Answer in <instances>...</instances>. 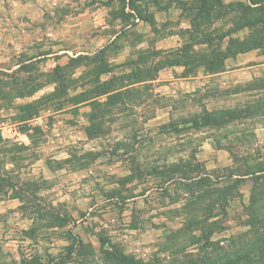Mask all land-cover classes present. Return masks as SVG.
<instances>
[{"label": "rangeland", "instance_id": "374dc122", "mask_svg": "<svg viewBox=\"0 0 264 264\" xmlns=\"http://www.w3.org/2000/svg\"><path fill=\"white\" fill-rule=\"evenodd\" d=\"M196 1L39 0L38 22L0 6V127L22 134L0 130V264H264V76L167 89L192 50L263 36L244 22L264 0ZM255 52L264 40L233 56Z\"/></svg>", "mask_w": 264, "mask_h": 264}, {"label": "crops", "instance_id": "0c3cea01", "mask_svg": "<svg viewBox=\"0 0 264 264\" xmlns=\"http://www.w3.org/2000/svg\"><path fill=\"white\" fill-rule=\"evenodd\" d=\"M0 1H2L1 2L2 4L0 6L3 8L5 7V4L7 2H11L15 4L16 8H18L20 12L27 14V16L30 15L29 17L32 18L30 19L31 22H34V20L38 22L42 19L41 17H42L43 12L40 13L39 12L40 9L37 6V2H39V0H5V1L0 0ZM188 1H191V0H188ZM175 9L176 8H175L174 3H172V5H167V19L170 18V15H171L170 12L175 11ZM96 22L97 21H93V24H96ZM101 22L102 23L101 24L99 23V24L102 28L103 21L101 20ZM187 26H190V24L185 25L184 28H188ZM11 28L14 31H18L17 35H19L20 37L21 35H23L22 32L25 30L24 28H27V27L25 25H21L18 28L14 26H11ZM1 29L3 30L6 28L0 27V30ZM0 39L3 40L1 32H0ZM7 40L8 39H4V41H6L5 44H7L8 42ZM34 42L35 41H33V43ZM104 42H105V36L104 34H100L99 36H95L93 38L91 37L87 41L86 45L87 47H89L90 50H94L97 48L96 46H98L99 50L101 51L105 49ZM19 43L21 42L20 41H17L15 43L13 42V46L18 45ZM161 44H162L161 47L167 49V52L179 50V48H181L182 46L179 34L176 32L168 31V30H167V38ZM21 46L22 44L19 46L20 48H18L19 52H22ZM192 46L196 48L195 50L203 51V52H206L209 49L208 45L205 43H202V44L195 43ZM225 46H226V43H223V45H221V48L224 49ZM125 50L128 51V49H125ZM119 52L122 54V51H119ZM51 54L52 53H49L47 55H51ZM231 65H233L235 68H231ZM187 67H188L187 64H183V63L181 64L179 62L167 64V80H169V84L173 86V87L167 86L168 87L167 89L172 94L178 93L179 89L182 90V88L183 89L185 88V90H188L190 87L195 85V83H201L204 79H209L215 76L216 77H219V76L225 77V75L229 76L237 70L241 71L240 76L241 78H243V80H250L253 77V75L254 76H264V58L263 56H259L256 52L253 54L244 53V54H241V56H237V57L228 56L227 58L224 59L223 66L222 68H219L218 71H212V72L207 71L203 65H199L193 70H188ZM237 67L239 68L237 69ZM23 136L26 137L25 134H23Z\"/></svg>", "mask_w": 264, "mask_h": 264}, {"label": "trees", "instance_id": "16d2710c", "mask_svg": "<svg viewBox=\"0 0 264 264\" xmlns=\"http://www.w3.org/2000/svg\"><path fill=\"white\" fill-rule=\"evenodd\" d=\"M197 3H200L199 5V8H197L198 12H200L203 8H205L208 4H220L221 3V0H197L196 1ZM252 3H255L257 4L258 1H251ZM264 7V6H263ZM126 17H131L130 14H124ZM124 16V17H125ZM140 18V17H139ZM153 19L149 20L148 22L150 24L153 23ZM256 21V22H255ZM255 22V23H254ZM246 23L245 25H251V23H253V25H255L256 23H260L262 24V30H264V12L260 13L259 15H257V17H255L254 19L251 18V20L247 21V22H244ZM191 25L193 24L192 22L190 23ZM259 33H260V30H259ZM264 33V32H263ZM209 40V39H208ZM208 40H204L202 41V43H205L208 45V43H206ZM264 40V34L263 36H257V37H253L251 39V37L249 36L247 40L245 41H242L240 43H238V45H234L233 46V49H232V45H233V41L228 38V42L225 46V48L223 49V53L224 54H227L226 56H223L222 55H217L216 53H211V54H207L206 53H196L197 51H194L193 50L190 52L189 56H186L185 59H182V60H179V61H176L177 63H183V64H192V65H203L204 68L207 70V71H214V67H216L215 65H220L223 66V62H224V59L227 58L228 56H233L234 54L238 53V52H241V51H246L247 49H251V48H259L260 47V44L263 42ZM197 44V42H196ZM238 46V47H237ZM209 47V45H208ZM187 48V49H186ZM192 48V46L190 47H183L184 50H188ZM208 52H209V49H208ZM189 53V52H188ZM185 55L184 54H181V57H184ZM192 56V58H191ZM221 58L223 59V61H221ZM219 60V62H218ZM222 63H221V62ZM217 62V63H216ZM217 121V118H213L210 119V120H207V122H216ZM224 192H223V195H222V198L221 199H224ZM259 222L260 224V233L261 234H264V213L262 214V219L261 221H258L256 220L255 223ZM105 242L104 239H102L101 243L103 244ZM113 252V251H112ZM116 256H119V260L121 261H125L127 262L128 264H134L133 262H131V260H129L128 258L126 257H123L121 255H119V253H115ZM250 252L249 250H244V251H238L237 253H235L233 255V257H230L228 259L227 262H224V263H220V264H249L250 261H253V258L250 256ZM63 260V259H61ZM20 264H25V263H20ZM218 264V263H217Z\"/></svg>", "mask_w": 264, "mask_h": 264}, {"label": "built area", "instance_id": "2783aa9c", "mask_svg": "<svg viewBox=\"0 0 264 264\" xmlns=\"http://www.w3.org/2000/svg\"><path fill=\"white\" fill-rule=\"evenodd\" d=\"M0 130L2 131L3 137L8 139L12 138L18 140L22 136V134L13 127H0Z\"/></svg>", "mask_w": 264, "mask_h": 264}]
</instances>
